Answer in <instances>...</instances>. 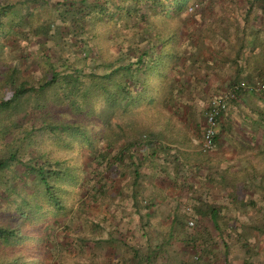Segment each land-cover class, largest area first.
I'll return each mask as SVG.
<instances>
[{
	"label": "rangeland",
	"instance_id": "1",
	"mask_svg": "<svg viewBox=\"0 0 264 264\" xmlns=\"http://www.w3.org/2000/svg\"><path fill=\"white\" fill-rule=\"evenodd\" d=\"M3 1L5 9L11 14L3 18L0 25V84L5 79V73L17 64L21 81L27 80L35 85L38 80L47 78L45 66L59 59L58 47L64 44L63 39H49V34L57 29L55 20L61 13V0ZM129 21V24L134 23ZM96 26L93 25L91 33L97 32ZM110 32V28L103 26L98 31L97 42L107 59H116L115 54L119 48H115L110 41L111 35L116 37ZM129 32L131 30L126 31V35H131ZM84 73H88V70L84 69ZM61 89L63 97L68 89ZM79 99V94H75V102ZM31 103L37 111L35 99ZM50 103L47 109L40 108L36 117L35 113H30L32 107L26 105L21 107L20 114L14 116L16 129L13 134L19 128L22 130L21 161L0 173V226L20 228L29 239L18 247L0 244V262L8 263L16 257H22L26 264H135L132 253L125 245L134 246L146 254V235L141 234L146 233L149 220L143 203L147 200L151 183H146V152L132 153L130 150L126 157L120 155V152L123 150L122 145L130 142L132 137L137 138L136 142H132L146 148V136L142 135L143 132L146 134V112L149 114L146 99L140 98L129 104L128 108L118 109L108 126L97 117V114L104 112L105 106L100 98H97L95 117L75 115L76 105L72 109L63 101L60 104L54 101ZM44 120L81 122L87 128L93 145L89 146L84 138L75 139L73 144H69V139H66L64 145H57L51 135L49 139L48 134L51 133H48L49 127L44 125ZM30 128H36L39 132L28 137ZM7 138L3 141L4 145L12 141V135ZM18 143L16 145L20 146ZM108 146L113 150L109 156H103L102 152L108 154ZM10 149L3 147L4 154ZM41 154H47V160L51 163L61 162L70 172L67 180L58 184L63 207L60 212L54 204L46 202L39 182L26 171L30 163L38 161L39 165L43 164L45 160L40 157ZM137 171L140 179H137V186H134ZM136 191L140 202L138 211L132 201ZM190 193L189 188L183 191L174 213L168 214L167 209L171 208L159 206L154 217L156 221L172 222L177 212L181 232L173 225L168 229L159 228L160 232L156 236L157 232L151 228L152 237L157 240L166 239L165 242L171 238L176 250L182 246L192 255L208 244L213 246L217 243L214 250H218L220 264H223L225 257L222 242L225 239L231 244L232 264H244L245 257H250L251 264H264V183H251L248 194L247 191L230 193L235 199L213 198L204 190L200 191L196 200L191 195H185ZM25 202L29 205H25ZM197 203L220 208V229L224 231L214 226L210 216H201L197 212L198 209L194 208ZM183 208H192L198 215L195 226H187V221L193 220L185 215ZM139 211L141 214H138ZM224 216L225 221H228L226 225L222 219ZM204 239L209 241L205 242ZM195 240L201 243L196 242L198 247L191 249ZM213 248L203 254L204 258H210Z\"/></svg>",
	"mask_w": 264,
	"mask_h": 264
},
{
	"label": "trees",
	"instance_id": "2",
	"mask_svg": "<svg viewBox=\"0 0 264 264\" xmlns=\"http://www.w3.org/2000/svg\"><path fill=\"white\" fill-rule=\"evenodd\" d=\"M208 1L214 2V0H61L59 2L61 13L55 20L57 23L55 27L58 30L56 29L51 35L50 32H46L49 34V39L60 38L64 40V44H59L57 54L59 59H55L45 66L47 78L38 80L35 85L27 80L21 81L20 69L15 64L5 73V79L0 84V173L6 172L13 164H19L21 161L19 158L23 144L22 130L17 129L15 134H13V130L16 129L14 116L20 114L22 106L32 107L30 113H35L36 117L39 109H47L51 105V101L59 104L63 101L72 109L76 105L74 108L76 113L72 111L75 115L86 114L87 117H95L97 98H100L105 106L104 112L97 114V117L108 126L118 109H126L129 104L139 101L140 98L150 99V96L158 94V87H153V83H156L155 79H158L161 68L173 62L178 63L182 58L179 51L181 47L185 49L191 47L192 39H194L192 20L207 10ZM201 8L202 11H200ZM7 11L4 1L0 0V25L3 18L11 14ZM151 11L153 14H150ZM129 20L134 23L129 24ZM95 24H97L95 27L97 32L91 33ZM103 26L110 28V33L116 35V37L110 36L114 47L119 48L118 53L115 54L116 59L112 57L107 59L103 54V49L99 48L98 31ZM128 30H131L129 32L131 35H126ZM186 39H190L191 43L190 40L185 42ZM66 50L71 52L67 53ZM91 56H93L92 59ZM84 69L88 70V73H84ZM84 87L85 90H83ZM61 88L68 89L63 97ZM75 94H79V101L75 102ZM169 95H171L170 92ZM34 99L38 105L37 111V108L33 107L31 103V100ZM29 103L31 105H28ZM155 103L146 101V106ZM162 104L165 105V102ZM43 123L49 127L48 133H51L48 134L49 139L51 135L57 145H64L66 139H69V144H73L78 138H84L89 146L93 145L87 128L81 122L44 120ZM36 132L39 130L30 128L27 135L32 137ZM9 135H12V141L4 145L3 141H6ZM142 135L146 136L144 132ZM136 139L132 137L130 142H125L120 155L126 157L130 150L132 153L146 152V148L135 143ZM17 142L21 145L17 146ZM3 147L11 149L4 154ZM106 150L108 154H104L106 151L102 152L103 156H109L113 148L108 146ZM40 157L45 160L43 164L39 165L38 161L33 162L34 165L30 163V167H27L26 171L30 177L34 175L39 182L46 202L54 204L57 211L60 212L63 207L58 194V184L65 182L70 172L66 170L67 167H63L61 162L51 163L47 160V154H41ZM45 166L48 167L45 168ZM139 177L140 173L137 171L134 186H137ZM137 193L136 191L132 195V201L138 211L140 202ZM143 204L146 208V218L148 217L147 220H149L146 223V233L141 234L142 236L146 235V257L138 248L126 246L127 243H124L126 249L132 253L133 259H131L135 261V264H220L221 259L219 261L217 256L218 250H214L218 246L217 243L213 246L208 244L192 255L182 246L176 250L170 237L169 242H165L166 239L157 240L152 237L151 228L153 226L150 224L155 219L154 206L147 200ZM25 205L29 204L25 202ZM203 210L205 212H202ZM182 211L191 217L195 226L199 217L194 210L183 208ZM197 212L201 216H210L214 226L218 230L224 231L220 229L219 217L222 215L220 208L210 205L202 210L198 209ZM138 214H141L140 211ZM177 217L179 214L177 215L176 212L172 224H176L178 227ZM225 218L226 216L222 219L226 225L228 221H225ZM188 222L189 220L186 223L187 226ZM153 230L157 232L155 235L158 236L160 229ZM177 231L181 232L180 229ZM26 239H29V236L25 235L20 228L0 226V244L3 246L18 247ZM203 241L209 240L204 239ZM196 242L201 243L200 240H195L191 249H194V246L198 247L199 244ZM222 242L225 248V257L222 263L232 264L231 244L225 239ZM210 248H213L212 255L206 259L203 254L207 253ZM249 259L250 257H245L244 264H249ZM0 264H26V262L22 257H16L13 261L0 262Z\"/></svg>",
	"mask_w": 264,
	"mask_h": 264
},
{
	"label": "crops",
	"instance_id": "3",
	"mask_svg": "<svg viewBox=\"0 0 264 264\" xmlns=\"http://www.w3.org/2000/svg\"><path fill=\"white\" fill-rule=\"evenodd\" d=\"M206 7L192 20L191 47H181L178 63L161 68L153 83L158 94L146 99L156 102L146 112V199L155 214L159 206L174 213L188 188L192 193L185 195L196 200L204 190L235 199L230 193L248 194L251 183H264V92L230 102L211 152L203 153L200 143L210 102L242 82L264 79V0H214ZM150 225L173 226L156 219Z\"/></svg>",
	"mask_w": 264,
	"mask_h": 264
},
{
	"label": "built area",
	"instance_id": "4",
	"mask_svg": "<svg viewBox=\"0 0 264 264\" xmlns=\"http://www.w3.org/2000/svg\"><path fill=\"white\" fill-rule=\"evenodd\" d=\"M263 92L264 79H259L251 84L242 82L210 102L203 114L205 124L200 142L203 153H209L216 147L219 118L228 111L230 102L241 94H261ZM188 224L191 227L194 226L193 221H189Z\"/></svg>",
	"mask_w": 264,
	"mask_h": 264
}]
</instances>
